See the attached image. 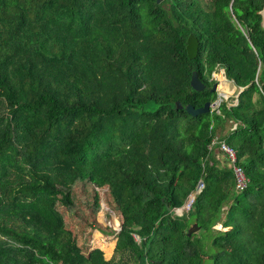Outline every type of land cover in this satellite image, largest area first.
Masks as SVG:
<instances>
[{"label": "trees", "instance_id": "16d2710c", "mask_svg": "<svg viewBox=\"0 0 264 264\" xmlns=\"http://www.w3.org/2000/svg\"><path fill=\"white\" fill-rule=\"evenodd\" d=\"M263 5L0 0V264H264ZM219 70L242 88L236 104L189 116L186 105L218 96ZM221 142L237 152L243 190ZM91 156L88 181L100 178L120 219L110 256L79 248L36 185H69Z\"/></svg>", "mask_w": 264, "mask_h": 264}, {"label": "rangeland", "instance_id": "374dc122", "mask_svg": "<svg viewBox=\"0 0 264 264\" xmlns=\"http://www.w3.org/2000/svg\"><path fill=\"white\" fill-rule=\"evenodd\" d=\"M206 1L209 2L210 0ZM212 78L216 80L215 90L216 94H218L216 98L220 95H224L222 98L229 99V101L231 98H234V95L239 89L232 81L225 78L221 70L212 74ZM232 104H236V102L230 101L229 105ZM234 126L235 124H233L232 128ZM216 153H218L219 159L224 160L225 154L220 152V149H216ZM87 161L84 165H87L89 162H95L94 156H91ZM94 165H87L85 169L81 168L77 170L74 180L69 185H58V183H51L50 181L46 182L40 177H37L36 185L37 189H41L38 191L45 192L56 198V208L63 216L65 222L64 227L72 232L79 248L86 252L88 248L90 249L91 243L95 242V245L99 244L100 248L102 247L101 249L104 251V255L110 256L116 246L117 238L115 235H111V229L107 226V220L116 218L120 221V219L117 215L113 216L117 213L113 212L111 210L112 208H110L107 188H100V185H97L100 178L98 179L95 175V181H88L91 177V166ZM93 172H96V170ZM81 173L86 176V179H83L84 176ZM80 176L83 177L81 180L78 179ZM96 186L98 187L96 188ZM93 196H96L95 199L98 200L97 204L101 205V213H99L101 215L100 220L95 215V204L87 203L93 199ZM174 212L177 215H181L180 211L174 210ZM218 227H221V225L218 224ZM96 230L101 233H97Z\"/></svg>", "mask_w": 264, "mask_h": 264}, {"label": "water", "instance_id": "95a60500", "mask_svg": "<svg viewBox=\"0 0 264 264\" xmlns=\"http://www.w3.org/2000/svg\"><path fill=\"white\" fill-rule=\"evenodd\" d=\"M161 0H156L157 3H159ZM260 15L262 17V21H261V25L264 27V5H263V9L260 11ZM198 40L196 37H194L193 35H189L186 41V53H187V57L189 60H194L197 57L198 54ZM197 74L196 72H193L191 75V79L189 82L190 87L192 88L193 91L195 92H199L202 90L203 86L202 84L198 81L197 79ZM215 84L212 86V88L210 89V91H215ZM224 95H220L218 98H216L214 101L212 102H206L204 103L200 108H193L191 105H186L185 106V111L189 116L195 117L200 113H205L207 111H209L215 104H218L221 100V98ZM177 107L181 108L180 103L177 102ZM200 229L199 225L196 222H193L190 227L188 228L187 234L190 235L191 233H195ZM158 264H162L160 261H158Z\"/></svg>", "mask_w": 264, "mask_h": 264}, {"label": "built area", "instance_id": "2783aa9c", "mask_svg": "<svg viewBox=\"0 0 264 264\" xmlns=\"http://www.w3.org/2000/svg\"><path fill=\"white\" fill-rule=\"evenodd\" d=\"M234 101L236 102V99ZM221 149L224 151V154L227 156V159L230 163V167L234 170V174L236 177V188L238 190L245 189L248 186L249 179L247 178L243 168L238 165L237 152L235 148L227 144L226 142H221ZM203 186H204L203 183L201 182L198 183L196 187V191L194 193H191L187 197L183 206L175 208V211H180V214H182L183 211L189 210L197 194H199L202 191Z\"/></svg>", "mask_w": 264, "mask_h": 264}, {"label": "crops", "instance_id": "0c3cea01", "mask_svg": "<svg viewBox=\"0 0 264 264\" xmlns=\"http://www.w3.org/2000/svg\"><path fill=\"white\" fill-rule=\"evenodd\" d=\"M221 72L223 73V70H221ZM242 88H239V90L237 91V93L234 95V97H237L239 92L241 91ZM98 200L97 201H94L93 199L92 200H89L87 203L90 204V203H94L95 206H94V209H95V215L97 216V218L100 220L101 218V215H99V213H101L100 209H101V205L97 204ZM93 209V210H94ZM114 216V215H113ZM108 224L110 225H113L114 228H117V226L120 225V221L117 220L116 218L115 219H108L107 220V226ZM97 233H101L99 232L98 230H96ZM96 248H99L100 249V245L99 244H96L95 245V242L91 243L90 245V249H96ZM102 248V247H101Z\"/></svg>", "mask_w": 264, "mask_h": 264}]
</instances>
